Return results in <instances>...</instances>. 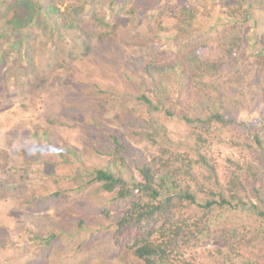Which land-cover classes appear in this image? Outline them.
Listing matches in <instances>:
<instances>
[{
  "label": "trees",
  "instance_id": "1",
  "mask_svg": "<svg viewBox=\"0 0 264 264\" xmlns=\"http://www.w3.org/2000/svg\"><path fill=\"white\" fill-rule=\"evenodd\" d=\"M92 1L9 0L0 10V18H5L4 26L17 38L16 50L25 42L20 60L29 65L27 70L20 66L18 73H35L33 45L39 37H52L50 49L44 50L45 67L51 71L43 74L37 87L43 88L59 76L57 90L64 98L68 85L81 91L69 68L77 59L89 57L93 37L113 41L124 15L136 14L134 6L122 13L125 0H110L106 5L109 14L104 7L95 8ZM169 1L156 8V25L162 34L172 31L179 44L170 57L166 52L146 50L140 73L132 77L138 91L131 88V97L121 93L117 98L122 109L117 114L120 126L110 128L109 134L101 116L110 101L109 93L98 89L102 102L93 96L96 109L88 114L95 134L90 149L96 157H103L102 162L96 165L82 160L80 149L67 140L60 142L68 155L63 156L58 135L65 119L59 115L36 123L32 131L53 151L48 159L53 166L50 177L56 184L51 197L68 203L71 191L87 190L95 198L107 194L105 204L123 206L115 215L105 209L97 216L110 224H102L110 246L100 256L85 253L86 242H80L77 235L96 234L100 226L92 230L81 222L80 230L50 229L45 245L58 241L57 252L65 253L64 264H78L80 253L84 261L94 258L98 264H130L129 257L133 264H196V248L210 238L213 243L206 255L214 264H264V175L259 167L237 162L234 170L219 172L211 154L214 144L224 142V133L233 121L227 112L248 104L257 113L244 124L247 137L238 143L264 157V47L254 52L257 61L253 66L260 72L252 75V82L241 67L246 44L242 24L251 17L252 6L249 0ZM215 15L225 20L215 40L223 63L200 53L212 33L205 23ZM167 17L174 20L171 26L163 25ZM129 43L146 46L136 36ZM14 61L19 63L17 57ZM72 118L78 119L75 114ZM174 119L181 124V132L167 130ZM126 123L135 125L133 135L155 147L153 155L135 161L128 154L120 136ZM80 132L85 143V132Z\"/></svg>",
  "mask_w": 264,
  "mask_h": 264
},
{
  "label": "rangeland",
  "instance_id": "2",
  "mask_svg": "<svg viewBox=\"0 0 264 264\" xmlns=\"http://www.w3.org/2000/svg\"><path fill=\"white\" fill-rule=\"evenodd\" d=\"M8 1L0 0V10ZM109 1L93 0L92 4L98 10L104 7L106 14H109L106 7ZM164 1L125 0L122 13L134 6L136 14L124 15L121 19L123 22L119 21L116 26L118 32L113 41L100 42L93 37L89 57L77 59L72 68H69L71 69L69 71L73 72L71 77L80 82L81 91L75 87L72 89L68 85L65 98L57 90L59 76L53 77L50 84H44L43 88L37 87L39 84L37 81L43 74L46 75L51 71L45 67L44 50L50 49L52 37L46 39L39 37L33 45L31 56L35 73L26 75L18 73L20 66L29 69V65L20 60L25 42H21L18 46L19 50H16L17 38L7 31L3 23L5 18H0V62L3 61L0 65V264H64L62 258L65 253L60 255L57 252L59 242L55 241L52 242L53 246H47L45 237L52 228L66 232L67 229L80 230L81 222L84 223L81 224L82 226L92 227V230L95 226H100V231L96 234L88 235V232L77 234L80 242L82 240L86 242L85 253L93 251V255L97 253V256H100V251L109 248L110 243L106 240L108 233L103 230L102 224L104 226L110 224L97 216L105 209H110V214L115 215L123 206L116 203L105 204L107 194L95 198L87 190L71 191L69 197L71 201L68 203L51 197L49 193L56 184L55 178L50 177L53 166L49 164L48 159L53 157V151L40 141V138L34 137L32 131L36 123L44 122V119L51 115L57 118L59 115L65 121H61L63 125L60 128L61 133L59 132L61 135H58L60 137L58 144L67 140L80 149L82 160H88L96 165L102 162L103 157H96L90 149L95 134V127L90 123L88 114L92 109H96L93 105V96H97V100L102 102V94L98 89L109 93L110 101L104 109L106 111L101 112L104 118L102 126L106 124L105 131L109 134L110 128L120 126L117 114L122 109L117 103V98L121 93L131 97V88L135 93L138 91L137 84L133 85L135 79L132 77L140 73L141 61L145 58L146 50L166 52L165 54L170 57L179 44V38L172 31L167 30L162 34L157 29L156 8ZM175 2L177 1H169V3ZM249 3L252 6V15L242 24L246 44L242 49L244 55L241 67L249 74L248 78L252 82V75L260 72L259 67L253 66V62L257 61L254 52L264 47V0L260 4L258 0H249ZM214 13L217 15L219 11L215 9ZM216 15L205 23L207 27H211L212 33L205 42L207 47L200 50V53L203 57L211 56L217 62L223 63V57L216 47L215 40L216 33L220 31L225 20ZM173 23L174 20L169 17L163 21L164 26H171ZM88 28L90 30L93 28L91 23H88ZM132 36L146 42V46L126 44ZM15 57L19 61L17 64L14 61ZM61 99H64V102L61 103ZM133 105V103L129 104L130 107ZM250 106L243 104L236 111L227 112V117L233 121L224 133L226 136L224 142L214 144L211 153L219 172L234 170V163L237 162L241 166L250 164L255 169L259 167L264 175V157L257 151L248 150L238 143L247 137L244 124L251 122L257 113L254 111L255 108ZM74 114L78 119L72 118ZM68 121L69 124L66 123ZM166 128L172 133L182 131L181 124L175 119L171 120ZM132 129H136L135 125L126 123L125 132L120 135L126 141L128 154L135 161L140 157L153 155L156 151L155 147L150 142L133 135ZM81 130L85 132V143L79 137ZM60 149L67 158L66 150L61 145ZM130 166L134 168L131 164ZM248 190L250 193V188ZM62 238L64 240L60 242L64 243L65 237ZM212 243L213 239L210 238L200 248H196V254L193 255L194 263L214 264L206 255V250ZM129 258L130 264H133L134 260L132 257ZM98 261L91 258L86 262L81 253L78 255V264H98Z\"/></svg>",
  "mask_w": 264,
  "mask_h": 264
}]
</instances>
